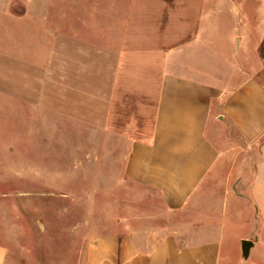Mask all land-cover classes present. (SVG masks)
<instances>
[{
    "label": "crops",
    "instance_id": "crops-1",
    "mask_svg": "<svg viewBox=\"0 0 264 264\" xmlns=\"http://www.w3.org/2000/svg\"><path fill=\"white\" fill-rule=\"evenodd\" d=\"M150 1L160 6V39L145 42L153 53L140 55L135 45L143 40L130 37L131 63L147 73L129 90L141 98L138 109L154 103L153 120L148 128L144 115L137 122L113 196L101 187L87 200L98 197L106 207L56 214L72 221L65 248L40 239L47 226L37 211L18 212L17 231L8 233L15 239L0 244V264H222L226 243V264H264V0H131L130 14ZM222 25L234 30L236 49L252 44L257 60L220 81L200 54L217 52ZM115 88L123 90L116 80ZM4 92L0 83L3 105ZM120 104L117 134L127 136L128 104ZM16 179L2 177L0 186L25 181ZM138 192L154 201L142 213ZM169 217L172 224L150 226ZM243 241L253 243L248 258Z\"/></svg>",
    "mask_w": 264,
    "mask_h": 264
},
{
    "label": "rangeland",
    "instance_id": "rangeland-1",
    "mask_svg": "<svg viewBox=\"0 0 264 264\" xmlns=\"http://www.w3.org/2000/svg\"><path fill=\"white\" fill-rule=\"evenodd\" d=\"M130 1L0 0V49H8L0 52V83L6 91L0 104V179H25L0 186V244L15 239L8 233L17 231L18 212L34 210L47 226L40 227V239L69 246L73 239L65 229L72 221L56 214L106 207L98 197L87 199L101 187L113 196L112 179L121 176L130 138L138 135L137 122L144 115L146 128L151 125L154 103L138 109L141 98L129 90L147 73L131 63L129 40L132 35L143 40L135 45L140 55L153 53L145 42L160 39V6L150 1L130 14ZM223 25L217 32V52L200 54L202 64L215 68L220 81L231 70L254 67L257 60L252 44L236 49L234 30ZM234 26L244 33L237 17ZM124 41L128 61L120 53L127 48ZM114 80L127 87L112 91ZM105 93L110 97L106 95L103 105ZM14 98L19 104H13ZM122 98L128 104L126 124L132 125L127 136L117 134ZM97 177L105 178V185ZM141 192L138 199L144 198ZM151 200L141 199L138 213ZM172 219L152 220L150 226L172 224ZM230 248L226 243L222 264Z\"/></svg>",
    "mask_w": 264,
    "mask_h": 264
},
{
    "label": "water",
    "instance_id": "water-1",
    "mask_svg": "<svg viewBox=\"0 0 264 264\" xmlns=\"http://www.w3.org/2000/svg\"><path fill=\"white\" fill-rule=\"evenodd\" d=\"M253 246V243L251 241H243L242 242V251L244 258H248L250 249Z\"/></svg>",
    "mask_w": 264,
    "mask_h": 264
}]
</instances>
